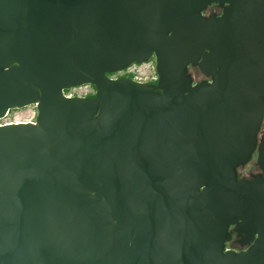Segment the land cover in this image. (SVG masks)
Listing matches in <instances>:
<instances>
[{
    "label": "water",
    "instance_id": "95a60500",
    "mask_svg": "<svg viewBox=\"0 0 264 264\" xmlns=\"http://www.w3.org/2000/svg\"><path fill=\"white\" fill-rule=\"evenodd\" d=\"M263 16L264 0H0V119L36 107L0 125V264H264L263 237L224 248L259 215L235 167L262 115ZM152 54L156 85L106 76Z\"/></svg>",
    "mask_w": 264,
    "mask_h": 264
},
{
    "label": "flooded vegetation",
    "instance_id": "af4514ba",
    "mask_svg": "<svg viewBox=\"0 0 264 264\" xmlns=\"http://www.w3.org/2000/svg\"><path fill=\"white\" fill-rule=\"evenodd\" d=\"M227 4L211 3L202 9V16L208 18L214 16L221 17L226 9ZM264 17V16H263ZM264 32V28L262 29ZM261 44V42H259ZM201 61V58L198 62ZM149 64L151 67L152 77L146 80H137L134 73L128 71L130 67ZM132 73L133 79L128 78ZM187 73L192 79V85L203 81H212L211 76L203 74L197 64H188ZM110 79H129L142 84L156 85L159 79L157 72L156 57L152 54L149 59L142 63H131L126 69L107 73ZM91 84H88L90 86ZM69 90V89H68ZM159 91V89H156ZM65 94V93H64ZM263 106L259 126L255 134V143L248 159L235 167V178L237 183H242L244 209L253 205L252 210L259 213L256 221L247 213L246 220H236L235 223L228 226V239L224 242L225 251L241 253L247 251L253 246L259 237L264 238V95L262 96ZM35 121V120H34ZM251 215V214H250Z\"/></svg>",
    "mask_w": 264,
    "mask_h": 264
},
{
    "label": "rangeland",
    "instance_id": "374dc122",
    "mask_svg": "<svg viewBox=\"0 0 264 264\" xmlns=\"http://www.w3.org/2000/svg\"><path fill=\"white\" fill-rule=\"evenodd\" d=\"M128 71L134 73L137 80H146L152 77V70L149 64H143L141 66H133L128 69ZM92 89L88 85H81L69 89L65 95L70 97H84L87 93L91 92ZM36 118V107L34 105H29L20 109H14L8 114V116L0 119V124L4 122H34Z\"/></svg>",
    "mask_w": 264,
    "mask_h": 264
},
{
    "label": "trees",
    "instance_id": "16d2710c",
    "mask_svg": "<svg viewBox=\"0 0 264 264\" xmlns=\"http://www.w3.org/2000/svg\"><path fill=\"white\" fill-rule=\"evenodd\" d=\"M128 75H129L128 78L132 80L134 75L132 73H129ZM90 88L92 89V91L87 93L84 97H90V98L95 97V87L93 85H90ZM67 91L68 90H65L64 93H66ZM12 111L13 110H10L9 113Z\"/></svg>",
    "mask_w": 264,
    "mask_h": 264
},
{
    "label": "built area",
    "instance_id": "2783aa9c",
    "mask_svg": "<svg viewBox=\"0 0 264 264\" xmlns=\"http://www.w3.org/2000/svg\"><path fill=\"white\" fill-rule=\"evenodd\" d=\"M8 114H9V112H7L4 117L8 116ZM10 123H16V121L15 122H11V121L4 122V123H1L0 125L10 124Z\"/></svg>",
    "mask_w": 264,
    "mask_h": 264
},
{
    "label": "bare ground",
    "instance_id": "6f19581e",
    "mask_svg": "<svg viewBox=\"0 0 264 264\" xmlns=\"http://www.w3.org/2000/svg\"><path fill=\"white\" fill-rule=\"evenodd\" d=\"M15 122V121H14Z\"/></svg>",
    "mask_w": 264,
    "mask_h": 264
}]
</instances>
